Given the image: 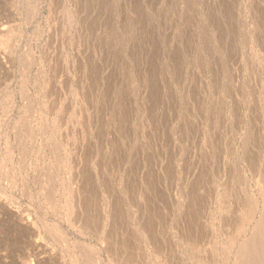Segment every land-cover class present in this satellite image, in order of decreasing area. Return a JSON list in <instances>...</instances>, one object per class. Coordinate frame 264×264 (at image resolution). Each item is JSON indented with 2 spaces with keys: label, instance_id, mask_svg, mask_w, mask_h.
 Instances as JSON below:
<instances>
[{
  "label": "rangeland",
  "instance_id": "374dc122",
  "mask_svg": "<svg viewBox=\"0 0 264 264\" xmlns=\"http://www.w3.org/2000/svg\"><path fill=\"white\" fill-rule=\"evenodd\" d=\"M263 232L264 0H0V264H264Z\"/></svg>",
  "mask_w": 264,
  "mask_h": 264
},
{
  "label": "bare ground",
  "instance_id": "6f19581e",
  "mask_svg": "<svg viewBox=\"0 0 264 264\" xmlns=\"http://www.w3.org/2000/svg\"><path fill=\"white\" fill-rule=\"evenodd\" d=\"M257 232H258V231H257ZM257 232H256V233H257ZM260 232H261V231H260ZM260 232H259V233H260ZM256 233H255V235H256ZM261 235H262V234H261ZM263 235H264V232H263ZM258 237H259V236H258ZM261 240H262V239H261ZM243 247H244V246H243ZM245 249H246V248H245Z\"/></svg>",
  "mask_w": 264,
  "mask_h": 264
}]
</instances>
